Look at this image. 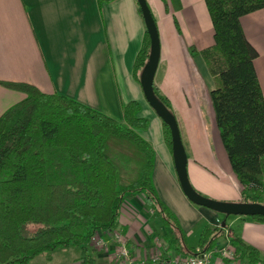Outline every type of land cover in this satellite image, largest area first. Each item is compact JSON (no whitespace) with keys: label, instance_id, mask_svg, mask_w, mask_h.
<instances>
[{"label":"trees","instance_id":"obj_1","mask_svg":"<svg viewBox=\"0 0 264 264\" xmlns=\"http://www.w3.org/2000/svg\"><path fill=\"white\" fill-rule=\"evenodd\" d=\"M205 5L214 43L198 53L212 79L209 98L220 142L241 202L264 205V97L254 68L258 52L240 24L242 16L264 8V0H205ZM174 24L179 30L175 18ZM149 51L145 32L133 66L139 84ZM0 85L24 94L0 116V264H30L39 255L51 260L52 252L69 247L79 248L78 264H97L91 239L98 232L120 231L123 203L140 194L164 229L160 237L168 251L186 257L216 243L221 230L202 224L196 247L191 246L177 216L161 200L153 180L154 147L138 133L149 125L138 115L140 103H123L118 121L28 83ZM154 93L171 111L155 86ZM162 131L172 153L163 122ZM249 218L264 223L262 216ZM230 235L249 264H264L256 248L232 230Z\"/></svg>","mask_w":264,"mask_h":264},{"label":"crops","instance_id":"obj_2","mask_svg":"<svg viewBox=\"0 0 264 264\" xmlns=\"http://www.w3.org/2000/svg\"><path fill=\"white\" fill-rule=\"evenodd\" d=\"M146 1L160 39L154 86L169 100L178 117L184 123H191L201 117L198 114L200 98L203 96L210 103L209 92L213 88L211 76L198 53L214 43L205 0H167V12L163 0ZM240 24L258 52L254 68L264 97V8L242 16ZM145 32L136 0H115L101 5L97 0H0V81L23 82L46 93L57 92L118 121L123 120V103H140L138 115L147 118L149 125L138 133L155 150V187L161 200L177 216L189 240L191 233H196L197 238L202 224L214 225L216 219H222L218 213L195 206L184 196L172 153L164 141L162 121L146 102L133 76L134 61ZM23 97V93L0 85V116ZM187 135L192 154L187 171L192 185L202 193L214 194L216 200L235 198L240 188L218 138V130L216 144L222 162L213 158L203 130L197 135L190 126ZM219 166L224 172L220 178H227L228 182L216 178ZM149 215L164 231L142 194L123 203L119 228L130 244L148 245V234L154 233L149 227ZM231 223L237 224L236 228L228 225L232 232L256 248L264 259V223L243 217ZM62 251L65 249L52 252L51 260L44 255L45 261H53L55 253ZM78 255L58 264H78ZM95 257L97 264H110L109 256L102 251H97Z\"/></svg>","mask_w":264,"mask_h":264},{"label":"water","instance_id":"obj_3","mask_svg":"<svg viewBox=\"0 0 264 264\" xmlns=\"http://www.w3.org/2000/svg\"><path fill=\"white\" fill-rule=\"evenodd\" d=\"M136 2L140 9L141 17L150 40L148 60L139 77L140 86L148 105L170 130L174 169L184 196L190 203L199 207L207 208L226 217L231 215L264 217L263 204L256 202L231 203L212 200L199 194L191 185L187 171L188 159L181 140L177 120L174 114L156 97L154 93V75L160 57V39L156 21L146 0H136ZM223 225H225V221H223Z\"/></svg>","mask_w":264,"mask_h":264},{"label":"built area","instance_id":"obj_4","mask_svg":"<svg viewBox=\"0 0 264 264\" xmlns=\"http://www.w3.org/2000/svg\"><path fill=\"white\" fill-rule=\"evenodd\" d=\"M214 226L222 232L216 243L208 249L196 248L193 255L186 257L168 251L160 234L155 233L148 234V245L140 244L136 247L119 230L98 232L91 239L90 245L96 251L108 255L110 264H249L237 253L229 226L223 225L220 219L215 220Z\"/></svg>","mask_w":264,"mask_h":264},{"label":"rangeland","instance_id":"obj_5","mask_svg":"<svg viewBox=\"0 0 264 264\" xmlns=\"http://www.w3.org/2000/svg\"><path fill=\"white\" fill-rule=\"evenodd\" d=\"M198 103H199L198 114L201 117L199 119L192 120L191 123H184L182 121V117L181 116L178 117V115H179L178 112L174 108L171 107V111H173V114H176V117H177L176 119H178L177 124H178V128H179L181 140H182V143H183L186 155H187V159L192 158L191 147H190L188 140H187V138H188L187 131H188V128L190 129V126H193L197 135H198V131L200 129L205 132L206 137H207V142L211 146V154H212L213 158L215 159V161L219 162V160H220L222 162V155H221L220 151L217 149V144H216V135L215 134L217 132V127L215 125L214 114H213V110L211 108V105L206 98H203V96L200 98ZM152 132H154V130H152ZM222 175H224V172L222 170V167L219 166V170L216 172V175H215L216 178L220 179L223 183H224V180H226L228 182L229 180L227 178L224 180H222L220 178ZM188 177L190 180L189 173H188ZM191 185H192V183H191ZM193 188L202 196L209 198V199H212V200H216L212 196L214 194L202 193L197 188H195L194 186H193ZM217 201H222V200H217ZM225 202L238 203V202H241V199H240V196L238 194V195H236L235 198L227 200ZM219 217L222 220L224 218L223 215H221V214H219ZM240 217H243V216H233V215L228 216L225 218L226 224L231 225L233 228H236L237 224L233 223L234 224L233 225L231 223V221L235 220L236 218H240ZM149 218H150L149 227L152 228V230H154V233L155 234L162 233L163 231L161 230V228L159 226H157L152 215H149ZM243 218L246 219L249 217H243ZM189 241L191 244H194V245L197 244L196 233H191L189 235ZM62 250H64V249H62ZM62 252L63 253H61V252L55 253V257H54L53 261H45L44 255H39L38 257L33 259L30 262V264H58L62 261H70L71 259H74V257H76V255H78L79 248L78 247H69V248H66L65 251H62ZM94 255L96 256V253Z\"/></svg>","mask_w":264,"mask_h":264}]
</instances>
